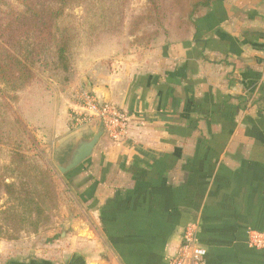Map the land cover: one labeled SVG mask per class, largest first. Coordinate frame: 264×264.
Wrapping results in <instances>:
<instances>
[{
	"label": "crops",
	"instance_id": "1",
	"mask_svg": "<svg viewBox=\"0 0 264 264\" xmlns=\"http://www.w3.org/2000/svg\"><path fill=\"white\" fill-rule=\"evenodd\" d=\"M195 20L184 41L91 57L81 76L127 134L105 132L79 167L61 240L11 242L8 264H169L192 222L205 264H264L249 243L264 230V0H212ZM67 102L56 137L75 145L98 123L71 131Z\"/></svg>",
	"mask_w": 264,
	"mask_h": 264
},
{
	"label": "trees",
	"instance_id": "2",
	"mask_svg": "<svg viewBox=\"0 0 264 264\" xmlns=\"http://www.w3.org/2000/svg\"><path fill=\"white\" fill-rule=\"evenodd\" d=\"M16 1L21 7L0 12V84L14 90L33 79L32 68L45 58L46 50L51 51L56 68L67 70L71 54L82 44H93L111 20L116 19L115 7L123 3V0ZM168 1L166 9L163 0H148L146 13L134 17V22L149 17L152 23L151 17H155L156 34L148 38L151 44L159 38L163 43L186 40L196 28L195 19L212 0ZM80 4L86 5V11L79 25L68 9ZM96 4L100 12L93 20ZM0 93L4 96L1 87ZM9 156L10 165L2 167L8 173L0 174V198L6 194L11 203L0 209V237L17 240L23 231L37 233L50 224L49 211L56 205L57 197L50 169L39 165L20 145L13 147Z\"/></svg>",
	"mask_w": 264,
	"mask_h": 264
},
{
	"label": "rangeland",
	"instance_id": "3",
	"mask_svg": "<svg viewBox=\"0 0 264 264\" xmlns=\"http://www.w3.org/2000/svg\"><path fill=\"white\" fill-rule=\"evenodd\" d=\"M163 1L167 9L168 0ZM148 6V0H123L121 5L115 7L116 19L111 20L110 26L105 27L97 40L93 44H82L71 54L67 70L56 68L51 51L46 50L45 58L32 68L34 77L27 85L14 90L10 86L0 84L4 91V96L0 93V174L8 173L2 167L10 165V150L20 145L28 155L36 159L39 165L50 169L57 197L56 205L49 211L51 222L48 226L42 227L37 233L23 231L17 240L0 237V264L9 263V257L13 252L10 248L11 242L20 241L24 245L34 244L37 248H45L43 245L46 243H57L61 240V231H55L52 234L50 232L57 228L58 215L61 216L63 212L68 215L74 208L75 187L73 185L74 182L86 176L88 171L82 170L80 173L78 171L89 157L70 171L65 173L60 171L58 164L65 165L69 161L74 144L69 140L58 143L56 130H58L57 124L61 115L58 106L63 98H67L69 127L71 131H76L72 123V113L76 107L73 106L78 103L82 90L87 89L86 79L81 75L91 57L97 53L104 57L103 61L112 62V59L117 56L135 54L140 49H148L163 43L162 38L154 40L152 44L148 41V38L156 34V28L153 26L157 23L155 17H151L154 23L150 22L149 17L143 21L134 22V17L145 14ZM12 7H21V5L16 0H0L1 14L8 12ZM85 11V4L68 9V12L76 17L75 20L79 25L84 20ZM99 12L98 4H96L93 20L97 18L95 14ZM133 27H135L134 31H132ZM75 135L84 136L85 133L77 132ZM10 203L7 195L2 194L0 209H4ZM34 253L35 251L33 254L30 251L27 255L34 258ZM53 253V257L58 259L57 248H53ZM22 255L26 256V254Z\"/></svg>",
	"mask_w": 264,
	"mask_h": 264
},
{
	"label": "built area",
	"instance_id": "4",
	"mask_svg": "<svg viewBox=\"0 0 264 264\" xmlns=\"http://www.w3.org/2000/svg\"><path fill=\"white\" fill-rule=\"evenodd\" d=\"M264 83V67L262 70ZM128 114L117 104L100 100L91 90L84 89L72 113V123L76 130L103 122L105 132L114 140H119L127 134ZM198 222L189 223L184 229L180 246L170 259L169 264H205L207 249L198 241ZM250 245L264 250V230L252 231Z\"/></svg>",
	"mask_w": 264,
	"mask_h": 264
},
{
	"label": "water",
	"instance_id": "5",
	"mask_svg": "<svg viewBox=\"0 0 264 264\" xmlns=\"http://www.w3.org/2000/svg\"><path fill=\"white\" fill-rule=\"evenodd\" d=\"M105 133V127L103 122L95 125L94 132L90 137H80L76 142V147L72 152L70 161L65 164H58V167L62 173L70 171L80 165L85 159L91 156L95 146Z\"/></svg>",
	"mask_w": 264,
	"mask_h": 264
},
{
	"label": "flooded vegetation",
	"instance_id": "6",
	"mask_svg": "<svg viewBox=\"0 0 264 264\" xmlns=\"http://www.w3.org/2000/svg\"><path fill=\"white\" fill-rule=\"evenodd\" d=\"M75 147H76V145H74V147H73V148H75ZM72 152H73V151H71V153H70V156H69V157H70V158H69V161H70V159H71ZM69 161H68V162H69ZM68 162H66L65 164H67Z\"/></svg>",
	"mask_w": 264,
	"mask_h": 264
}]
</instances>
